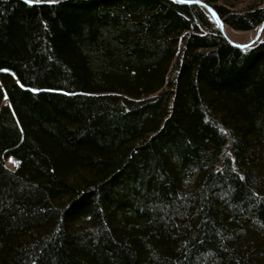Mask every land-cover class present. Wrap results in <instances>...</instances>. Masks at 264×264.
I'll return each mask as SVG.
<instances>
[{
  "label": "trees",
  "instance_id": "obj_1",
  "mask_svg": "<svg viewBox=\"0 0 264 264\" xmlns=\"http://www.w3.org/2000/svg\"><path fill=\"white\" fill-rule=\"evenodd\" d=\"M37 1L0 0V264H264V35L235 46L196 3Z\"/></svg>",
  "mask_w": 264,
  "mask_h": 264
},
{
  "label": "rangeland",
  "instance_id": "obj_2",
  "mask_svg": "<svg viewBox=\"0 0 264 264\" xmlns=\"http://www.w3.org/2000/svg\"><path fill=\"white\" fill-rule=\"evenodd\" d=\"M56 1H59V0H55V2ZM258 29L259 27L257 29H253L249 31H239V30L229 28L228 26H224V31H225L226 36L230 38L233 42L238 43V44L249 43L257 35ZM263 35H264V32H262V29H261L258 39H260V37H262ZM6 100H7L6 98L3 99V104L6 102ZM5 164L7 165L8 168L14 169L16 168L17 161L13 157H8L5 159Z\"/></svg>",
  "mask_w": 264,
  "mask_h": 264
},
{
  "label": "water",
  "instance_id": "obj_3",
  "mask_svg": "<svg viewBox=\"0 0 264 264\" xmlns=\"http://www.w3.org/2000/svg\"><path fill=\"white\" fill-rule=\"evenodd\" d=\"M21 1L26 2V0H21ZM173 1H177V2H180V3H196L198 5H201L202 7H204L211 14V16L214 18L215 22L217 23V27L225 34L223 22L220 20V18L218 17V15L215 13V11L213 10V8L210 7L209 5H207L202 0H173ZM52 2H55V0H52ZM52 2L46 1L44 3H52ZM41 3H43V2H40V1H37V0H33V3H31V4H41ZM263 26H264V21L261 22V24L259 25V29H258L257 35L249 43H246V44H238V43H235L230 38H228L226 36V34H225V36H226L227 40L231 44H233L235 46H238L240 48L245 49V48L251 47L252 44L255 41H257L258 36H259V33H260V30L263 28Z\"/></svg>",
  "mask_w": 264,
  "mask_h": 264
},
{
  "label": "snow or ice",
  "instance_id": "obj_4",
  "mask_svg": "<svg viewBox=\"0 0 264 264\" xmlns=\"http://www.w3.org/2000/svg\"><path fill=\"white\" fill-rule=\"evenodd\" d=\"M26 2L31 4V3H33V0H26ZM49 2H52V0H49ZM4 71H7V69H4Z\"/></svg>",
  "mask_w": 264,
  "mask_h": 264
}]
</instances>
